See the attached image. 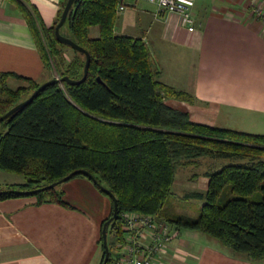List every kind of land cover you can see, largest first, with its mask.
<instances>
[{
    "label": "trees",
    "instance_id": "1",
    "mask_svg": "<svg viewBox=\"0 0 264 264\" xmlns=\"http://www.w3.org/2000/svg\"><path fill=\"white\" fill-rule=\"evenodd\" d=\"M12 1L26 18L44 65L57 78L81 79L84 54L71 48L70 60L56 59L57 46H66L54 35L65 2L53 26L45 28L24 0ZM121 3L75 0L63 25L68 35L61 33L63 26L60 34L88 52L86 78L79 84H50L0 121V170L24 178L23 184L7 189L39 188L85 170L116 200L117 216L107 232L115 238L113 248L123 238L120 214L136 211L176 229L202 232L251 260L264 258V136L194 123L187 112L166 104L170 98H192L157 81L158 70L141 38L114 33ZM90 28L97 36L90 35ZM39 86L28 81L10 89L1 75L0 116ZM198 157L228 162L207 173L204 193L183 194L203 201L197 217L174 213L161 218L177 168L195 164ZM76 176L88 178L82 173L70 178ZM57 186L30 196L37 203L66 206ZM17 196L26 195L0 194V199ZM99 244L102 264L101 232ZM108 248L106 264L112 260L110 244Z\"/></svg>",
    "mask_w": 264,
    "mask_h": 264
},
{
    "label": "crops",
    "instance_id": "2",
    "mask_svg": "<svg viewBox=\"0 0 264 264\" xmlns=\"http://www.w3.org/2000/svg\"><path fill=\"white\" fill-rule=\"evenodd\" d=\"M23 2L50 28L65 0ZM121 4L114 33L141 38L158 70L157 81L192 98H170L166 104L187 112L194 123L264 136V27L252 15L250 0H195L192 31L181 25L178 14L158 12L145 0ZM90 31L97 36L93 28ZM3 74L10 89L55 76L44 65L27 20L12 0L0 5V77ZM199 161L177 168L173 195L204 193L207 173L228 162L211 158L210 170L184 172L198 168ZM2 183L7 189L23 184L24 178ZM58 187L66 206L37 203L34 196L0 199V264H100V232L112 213L110 197L83 176ZM113 250L112 260L120 252ZM152 264H264V258L251 260L202 232L174 228Z\"/></svg>",
    "mask_w": 264,
    "mask_h": 264
},
{
    "label": "built area",
    "instance_id": "3",
    "mask_svg": "<svg viewBox=\"0 0 264 264\" xmlns=\"http://www.w3.org/2000/svg\"><path fill=\"white\" fill-rule=\"evenodd\" d=\"M145 1L154 4L158 12L178 14L181 25L193 30L192 7L195 0ZM123 8L122 4L118 6V10ZM250 9L264 27V0H250ZM120 218L125 234L120 245L116 246L120 252L111 264H152L172 239L174 227L154 215L131 211L121 213Z\"/></svg>",
    "mask_w": 264,
    "mask_h": 264
},
{
    "label": "water",
    "instance_id": "4",
    "mask_svg": "<svg viewBox=\"0 0 264 264\" xmlns=\"http://www.w3.org/2000/svg\"><path fill=\"white\" fill-rule=\"evenodd\" d=\"M74 1L75 0H66L65 1L64 6H63L62 11H61V14H60V17L58 19V22L54 26V35H55L56 40L58 42H60L61 44H64V45L72 48L73 50H76V51L84 54L85 62H84V67H83V75H82L81 79H79V80H71L67 76H63L61 78L54 77L52 79H49V80L45 81L44 83L40 84V86L38 88H36L31 93V95L28 98H26L25 100L17 103L13 107H11L7 112H5L3 115H1L0 116V121H2L3 119H5L9 115H11L13 112L18 110L19 108H21V107L27 105L28 103H30L31 100L37 95V93L40 92L41 90H43L48 85L55 84V83H62V82H66L67 84H79V83L83 82L84 79L86 78L88 65H89V59H90L88 52L84 48H82L81 46L76 44L74 41H72L70 38L60 34V28L64 25ZM78 173H82V174L86 175L97 187H99L102 191H104L106 194H108V196H110L112 198V200H113L112 215L107 220H105L103 222L102 227H101L102 245H103L104 252H105L102 264H106V262L108 260V257H109V248H108V242H107V232H108L109 225L111 224V222L117 216V204H116V200H115L114 196L112 195V193L109 190H107L106 188H104L102 185H100L96 181V179L90 173H88L87 171H85V170H75V171L71 172L70 174H68L67 176L59 179L58 181L53 182V183H51L49 185H46V186L39 187V188H34V189H29V190L6 189V190H0V194L14 193V194H23V195H26V196L34 195V194H36V193H38L40 191H44V190L56 187L57 185L61 184L62 182L68 180L70 177H72L73 175L78 174Z\"/></svg>",
    "mask_w": 264,
    "mask_h": 264
},
{
    "label": "rangeland",
    "instance_id": "5",
    "mask_svg": "<svg viewBox=\"0 0 264 264\" xmlns=\"http://www.w3.org/2000/svg\"><path fill=\"white\" fill-rule=\"evenodd\" d=\"M61 33L68 35V32L66 30V26H63L61 28ZM90 35H91V33H90ZM42 47L44 48V51L48 50L46 42H42ZM56 50L58 52L56 59L64 60V62L70 60L72 58V56L74 55V51L71 48L66 47V46H57ZM47 68L49 70H51L52 73H54V71L50 65H48ZM199 160H200L199 164H198L199 166H196L198 168H195V167L187 168L186 170H184V172H191V174H194V173H198V172H201L204 170H210L213 167L212 166L213 164L210 161L211 160L210 157H199ZM215 160H218V159H215ZM220 164H221V162H220ZM181 172H183V171L178 170V174H180ZM20 178H22L21 175L0 170V183H1L0 184V190H6V189H3L4 188L3 183H2L3 181L8 182V181H12V180H20ZM57 189H59V187ZM174 192H176V191H174ZM183 194H178V195L172 194L168 198V200L164 206L165 211H163L159 215L163 216L164 214L168 215V214L177 213V214L186 215V216L192 217V218L197 217L200 206L202 205L203 201L199 200V199H194V198H184ZM114 239L115 238L112 234H108L107 242H108V244H110V255H113V251H114L112 245L116 244V243H114Z\"/></svg>",
    "mask_w": 264,
    "mask_h": 264
}]
</instances>
